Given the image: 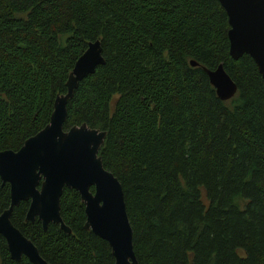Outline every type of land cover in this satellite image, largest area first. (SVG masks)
<instances>
[{"label": "trees", "instance_id": "obj_1", "mask_svg": "<svg viewBox=\"0 0 264 264\" xmlns=\"http://www.w3.org/2000/svg\"><path fill=\"white\" fill-rule=\"evenodd\" d=\"M227 28L217 0H0V150L48 122L98 39L104 62L78 81L62 128L104 131L97 155L121 185L137 263L264 264V86L248 55H228ZM218 63L236 85L227 100L202 69ZM8 202L0 181V212ZM27 206L10 222L47 263L113 264L75 190L59 197L69 233L26 221ZM0 264L32 263L0 235Z\"/></svg>", "mask_w": 264, "mask_h": 264}, {"label": "water", "instance_id": "obj_2", "mask_svg": "<svg viewBox=\"0 0 264 264\" xmlns=\"http://www.w3.org/2000/svg\"><path fill=\"white\" fill-rule=\"evenodd\" d=\"M217 1L227 18L228 55L232 59L248 55L264 86V0ZM103 62L99 40L88 41L67 75L65 92L53 100L48 122L24 139L16 150H0V181L8 184L9 196L7 207L0 212V235L14 260L23 255L32 264H49L10 222L13 206L28 200L26 221L36 218L43 230L48 223H53L69 233L70 229L59 215V197L65 187L78 193L83 204V227L106 241L113 264H138L132 250L121 185L102 166L97 155L104 131L84 123L62 128L66 102L73 89ZM189 64L196 65V62L190 60ZM202 69L220 100L235 94L236 85L221 63L213 69Z\"/></svg>", "mask_w": 264, "mask_h": 264}]
</instances>
